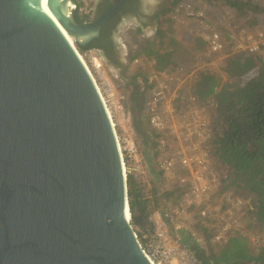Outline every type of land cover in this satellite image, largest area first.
<instances>
[{
	"label": "water",
	"instance_id": "water-1",
	"mask_svg": "<svg viewBox=\"0 0 264 264\" xmlns=\"http://www.w3.org/2000/svg\"><path fill=\"white\" fill-rule=\"evenodd\" d=\"M125 1L83 23L74 0L48 6L84 45ZM131 218L116 129L78 51L42 0H0V264H152Z\"/></svg>",
	"mask_w": 264,
	"mask_h": 264
},
{
	"label": "rangeland",
	"instance_id": "rangeland-1",
	"mask_svg": "<svg viewBox=\"0 0 264 264\" xmlns=\"http://www.w3.org/2000/svg\"><path fill=\"white\" fill-rule=\"evenodd\" d=\"M252 1L259 5H264V0ZM94 2L95 0L87 1L93 7L95 5ZM145 5L147 11L149 6ZM167 5L164 7L158 6L156 11L168 9L170 5ZM173 7L172 11H170L173 20L169 27V33L178 38L180 47L177 48L175 57L181 65L180 69L175 72L167 71L163 72L162 75L156 76V71L153 68L154 61L148 58L149 56L145 53L149 49L154 50L158 47L156 41L157 20L153 24H149L147 19H144L146 23L142 22L141 24L129 21L117 31V39L122 52V61L119 65L110 63L96 49L82 53L77 45L76 47L90 66L103 95L112 103L114 121L117 124L116 131L122 146L127 142L133 144L140 154L145 157L150 168L154 167L156 170H160L157 165L159 160L168 157L178 160L179 154L195 156L204 152L200 147L191 146L192 143H197L193 135L194 125L192 122H185L182 116L184 109H188V106L195 104L200 106L199 108L202 109L206 117H211L216 126L215 138L211 142L212 144L206 147L207 150L205 149V151L209 153L216 168L227 173L228 167L226 170L224 163L214 152L215 141L221 138L223 133L221 124L218 122L217 104L214 99L202 102L199 98L197 102H194L192 97H198L196 94L197 83L205 72H215L221 77L220 80L223 83L228 80V75L224 71L226 62L234 55L251 53L249 51H241L238 44L243 41L249 42L252 39H258L260 34H264V13L258 14L249 11L245 14H240L228 6L224 0H179ZM213 28H217L222 34L224 41L227 43V51L214 52L210 49L206 35ZM149 30H154L151 36L147 35ZM196 37L204 39L206 44L198 51H193L190 48V43H193ZM136 54L139 55L133 59L132 56ZM258 54L264 59V49ZM139 69L143 74L135 77L134 74ZM156 77L157 80L162 82L171 80V77H173L172 90H177L178 94L184 97L177 98L171 104L167 103L164 105V112H166L169 119L168 128L163 134L158 132L160 134L159 137L150 138L147 143V138L136 127L138 115L135 112V102L132 96L137 94L139 100L145 99L143 121L149 126V116L146 114V101L153 95L152 92L156 88L158 83L156 82ZM168 93L167 91L166 94ZM117 104L123 107L120 111L116 107ZM140 162L143 163L142 160L137 159V161H131L127 165L135 166V164ZM180 170L181 167L177 164L173 173L154 174L152 171L151 176H140V178L147 192L154 188L158 190L159 194H162L164 191L171 190L181 184V178L189 177L190 173L181 174ZM229 173L230 170L226 179H224L226 174L222 175L221 185L213 181L209 182L214 191L212 206L216 212L213 216H217V219L213 218L214 221L207 222V224L216 228L214 232L218 231V226L226 223L234 224L236 228L231 230L230 235L240 233L249 238L253 248L263 247L264 228H260V225L255 222L250 213L253 204L251 198L246 193H236L233 189L228 190L225 194H220L223 183L230 176ZM185 194L180 199V206L188 207L190 200ZM159 204L161 209L165 210L174 206L175 202L173 197L169 200L161 197ZM223 205L226 207H223ZM187 209L188 212H186L184 218L189 222L191 230L198 232L197 237L202 242L201 244L207 249L214 248L218 250L219 247H222L223 244L218 245L213 238L210 241L204 239L203 232L199 230V227H196V223L199 221V218L196 217L197 210L195 208L192 209V207ZM151 221L152 217L150 218ZM134 228L138 231H143L139 226H134Z\"/></svg>",
	"mask_w": 264,
	"mask_h": 264
},
{
	"label": "trees",
	"instance_id": "trees-1",
	"mask_svg": "<svg viewBox=\"0 0 264 264\" xmlns=\"http://www.w3.org/2000/svg\"><path fill=\"white\" fill-rule=\"evenodd\" d=\"M78 8L75 10V19L83 23L85 19ZM228 6L240 14L252 11L264 13V5H259L252 0H224ZM179 0L168 9H162L157 15L156 41L158 47L145 51L150 59H153V68L156 72H175L181 65L175 57L177 48L180 47L178 38L169 33V27L173 18L170 11ZM94 15V13H93ZM93 15L91 19L93 18ZM103 35V34H102ZM201 37H196L190 48L198 51L206 44ZM82 53L90 49L107 48L96 39L87 44L76 43ZM144 53V54H145ZM139 54L133 55L135 59ZM224 71L228 80L223 83L221 77L215 72H205L197 83L196 94L200 101L206 102L214 99L217 104L218 122L221 124L222 136L215 141V154L230 170V176L223 183L220 194L233 189L236 193H246L252 200L250 211L255 222L264 228V59L258 53L237 54L228 59ZM141 70H137L134 76H141ZM135 102L138 120L136 127L147 138L159 137L151 124L148 126L143 121L145 99L132 96ZM149 118V117H148ZM150 122V118H149ZM163 134V133H162ZM154 174L163 173L151 167ZM181 174L189 171L182 169ZM129 204L132 213V225L139 226L143 231L151 230L150 218L155 210L161 209L160 198L169 200L173 197L174 206H180L181 197L189 190V185L178 184L171 190L159 194L158 190H145L142 179L136 173L127 175ZM223 207H226L223 205ZM194 207H192L193 209ZM199 227L204 234V239L210 241L215 237V227L207 224L213 222L211 218L204 219L197 212ZM184 240L196 256L204 264H264V246L255 249L251 246L249 238L240 233L230 235L223 243L220 251L207 249L198 242L195 231L186 230Z\"/></svg>",
	"mask_w": 264,
	"mask_h": 264
},
{
	"label": "built area",
	"instance_id": "built-area-1",
	"mask_svg": "<svg viewBox=\"0 0 264 264\" xmlns=\"http://www.w3.org/2000/svg\"><path fill=\"white\" fill-rule=\"evenodd\" d=\"M78 1L82 4L79 7V10L80 14L85 19L84 22L90 21L94 13V7L91 6V3H87L88 0ZM71 7L75 12L78 8V2L74 0ZM206 39L212 51H227V43L224 41L222 34L217 30V28H213L211 32L206 35ZM238 46L241 51L259 53L262 49H264V34H260L258 39L255 38L249 42H240ZM162 74L163 72H156V76ZM171 78V80L162 82L161 80H157L156 77V82H158L156 88L152 92L153 95L146 101V114L150 118V124L155 130L161 133L166 132L169 122L167 114L163 109L164 105L167 103L171 104L177 98L184 97L183 95H179L177 90H172L173 88L171 86L173 85V77ZM167 91L169 92L168 94H166ZM192 100L197 102L199 97H192ZM106 101L112 112V119L114 120L112 103H110L107 99ZM116 107L118 111L123 108L118 104ZM199 107L200 106L191 104L188 106V109L183 110L182 116L185 122H192L194 125L193 135L195 136L197 143H192L191 146H195V148L200 147L204 152L195 156L189 154H179V157L177 156L178 160L168 157L159 160L157 164L159 169L163 172L173 173L177 164H179L182 169L189 171V177L181 178L182 183L188 184L190 187L185 194L190 200L188 202L189 206H172L165 210H155L151 216V230L138 231L135 228L140 245L152 264H204L184 240L183 233L186 230H191V226L184 216L186 212H188L187 208L194 207L204 219H217V216H213L216 212L212 206L214 191L212 190L209 182L213 181L221 185L223 180L222 175L226 174L224 176V179H226L228 177L229 170L226 173L224 170L216 168L209 153L205 151L206 147L210 146V144H212L211 142L215 138L216 126L214 125V121L211 117H206L202 109ZM171 111L174 112L175 109L174 111ZM116 125L117 124L114 121L115 129ZM117 137L126 175H128L129 172H133L141 177H146L147 175L151 176L152 170L147 164L145 157L140 154L138 149L133 144L127 142L122 146L118 134ZM137 159L140 161L142 160L143 163L140 162L139 164H135V166L127 165L131 161H137ZM233 228L236 227H234V224L230 223L218 226V231L215 232L214 240L217 242L224 241L227 239Z\"/></svg>",
	"mask_w": 264,
	"mask_h": 264
},
{
	"label": "flooded vegetation",
	"instance_id": "flooded-vegetation-1",
	"mask_svg": "<svg viewBox=\"0 0 264 264\" xmlns=\"http://www.w3.org/2000/svg\"><path fill=\"white\" fill-rule=\"evenodd\" d=\"M121 2L122 0H95L94 15L91 20H97L101 16L113 10L115 8V4H121ZM173 2L174 0H162L159 7H164L167 4L171 5ZM159 12L160 10L157 12L155 9L152 14L147 15L146 5H143L142 7V0H126L121 5L120 10L102 26L99 36L92 39L94 40L97 38L101 45L103 44L107 47L96 50L101 52L110 63L119 65L122 61V52L120 43L117 39V25L120 23L121 19L126 18V22L133 21L138 24H141L142 22L144 23V19H147L149 24H153L156 22Z\"/></svg>",
	"mask_w": 264,
	"mask_h": 264
},
{
	"label": "bare ground",
	"instance_id": "bare-ground-1",
	"mask_svg": "<svg viewBox=\"0 0 264 264\" xmlns=\"http://www.w3.org/2000/svg\"><path fill=\"white\" fill-rule=\"evenodd\" d=\"M42 8H43V10L60 26V28L62 29V31L64 32V34L66 35V37L68 38V40L70 41V43L76 48V50L78 51V53H79V55H80V57L82 58V60H83V62H84V64L86 65V67L88 68V70H89V72H90V74L92 75V77L94 78V80H95V82H96V84H97V86H98V89H99V91H100V93H101V96H102V98H103V101H104V104H106L105 106H106V108H107V111H108V114H109V116H110V118L112 119V112H111V110H110V108H109V106H108V104H107V101H106V99L104 98V95H103V93H102V91H101V89H100V86L98 85V83H97V81H96V79H95V77H94V75H93V72H92V70H91V68H90V66L88 65V63L86 62V60L84 59V57L81 55V53L79 52V50L77 49V47H76V41H75V39L68 33V31L64 28V26L61 24V22L59 21V19L57 18V16L51 11V9L49 8V6H48V0H42ZM99 67V66H98ZM112 124H113V126H114V120L112 119ZM118 134V133H117ZM128 215H129V218H130V214L128 213Z\"/></svg>",
	"mask_w": 264,
	"mask_h": 264
},
{
	"label": "clouds",
	"instance_id": "clouds-1",
	"mask_svg": "<svg viewBox=\"0 0 264 264\" xmlns=\"http://www.w3.org/2000/svg\"><path fill=\"white\" fill-rule=\"evenodd\" d=\"M161 3V0H142V7L143 5L147 4L148 10L146 11L147 15L152 14V12H154V10L159 6V4ZM126 23V18H122L120 23L117 25V29H121ZM154 30H149L147 32V35L151 36L153 34Z\"/></svg>",
	"mask_w": 264,
	"mask_h": 264
},
{
	"label": "crops",
	"instance_id": "crops-1",
	"mask_svg": "<svg viewBox=\"0 0 264 264\" xmlns=\"http://www.w3.org/2000/svg\"><path fill=\"white\" fill-rule=\"evenodd\" d=\"M197 234H198V232L195 231V236H196L198 242L202 243V242L199 240V237H197ZM229 235H230V234H229ZM229 235H228V237H229ZM228 237H227V238H228ZM213 240H214V239H213ZM214 241H215L216 243H218V245H221V244H223V243L226 242V239H225L224 241H222V242H217L216 240H214ZM221 248H222V247H219L218 251H220ZM249 264H252V263H249Z\"/></svg>",
	"mask_w": 264,
	"mask_h": 264
}]
</instances>
